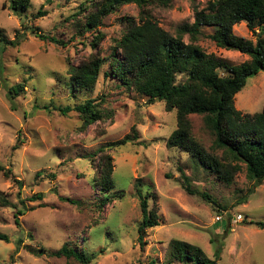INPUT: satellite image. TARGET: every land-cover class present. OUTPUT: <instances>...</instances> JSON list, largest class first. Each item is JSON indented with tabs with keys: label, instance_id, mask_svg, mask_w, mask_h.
I'll list each match as a JSON object with an SVG mask.
<instances>
[{
	"label": "rangeland",
	"instance_id": "rangeland-1",
	"mask_svg": "<svg viewBox=\"0 0 264 264\" xmlns=\"http://www.w3.org/2000/svg\"><path fill=\"white\" fill-rule=\"evenodd\" d=\"M28 1L25 18L20 19L9 9L10 0H0L4 37L14 41L22 37L18 46L0 53V167L11 176L0 172V194L11 204L0 207V234L8 239L0 240V264H77L50 255L68 242L93 264H179L171 245L175 240L198 247L207 258L217 259L216 264H264V230L254 226L264 222V180L254 185L241 165L233 183L226 185L189 154L167 148L166 140L176 128L175 110L166 112L163 102L147 105L143 96L106 77V64L91 93H71L67 87L68 67L94 54L108 58L122 36L123 19L138 20L140 9L121 6L101 26L88 29L87 0ZM148 1L144 12L175 35L180 26L193 23V7L201 10L210 0H169L167 6ZM40 9L46 15L35 18ZM26 23L64 45L35 38L23 29ZM213 30L202 27L196 41L206 54L229 65L248 60L246 55L217 48L208 39ZM232 30L239 38L255 40L244 23ZM184 42H189L188 36ZM19 83L23 92L10 103L7 89ZM89 99L96 101L103 118L85 129L76 112L62 116L54 109ZM263 106L260 72L248 78L234 97V107L253 115ZM188 119L194 140L209 150L213 136L203 118ZM133 128L136 139L109 146L131 136ZM104 156L111 158L114 182L106 194L93 183L94 166ZM136 190L148 195V209L156 213L159 224L145 230L140 241L137 228L142 216ZM118 192L125 196L99 209L101 195ZM38 195L39 200L28 201ZM238 215L242 221L235 224ZM216 216L222 217L220 223L214 222Z\"/></svg>",
	"mask_w": 264,
	"mask_h": 264
},
{
	"label": "trees",
	"instance_id": "trees-1",
	"mask_svg": "<svg viewBox=\"0 0 264 264\" xmlns=\"http://www.w3.org/2000/svg\"><path fill=\"white\" fill-rule=\"evenodd\" d=\"M161 6H167L169 0H156ZM148 0H87L90 9L86 23L88 29L102 25V20L120 8L133 4L140 9L138 20L124 18L121 38L108 58L91 55L86 61L67 69V87L71 93H91L96 86L104 64L108 66L106 77L118 81L146 99L147 105L157 102L165 104L166 112L175 110L176 128L166 140L167 148H177L197 160L203 169L218 181L231 185L234 177L245 167L246 178L259 185L264 180V106L260 112L242 114L234 107V97L245 87L248 78L264 73V0H210L199 10L193 7L194 19L190 25L180 26L175 35L162 29L152 17L144 12ZM29 7L28 0H10L9 9L20 19L25 18ZM87 7L83 8V12ZM46 15L41 9L35 18ZM244 23L255 38H239L233 33V26ZM23 24V23H22ZM24 24L23 29L41 41L63 46L64 43L43 35L38 28ZM202 27L213 28L208 39L217 48L235 51L246 55L248 60L240 65H229L212 54H206L196 41L201 35ZM188 36L189 42H184ZM22 38V37H21ZM21 38L7 40L0 29V53L7 48L19 45ZM182 77L181 81H177ZM23 92V83L7 89L10 103ZM13 109V107L11 108ZM65 116L70 111L79 114L82 129L102 120L95 100H85L73 107L54 108ZM14 110V109H13ZM190 115L203 118L204 126L213 136L211 148L206 150L191 134ZM136 131L109 146H124L131 139H136ZM220 153V156H218ZM111 158L104 156L94 166L93 183L103 193H108L114 186L112 179ZM6 178L10 171L0 167ZM184 180L187 178L182 174ZM13 180V179H12ZM18 184L17 180H13ZM185 190L191 193L189 186ZM136 194L140 200L141 223L137 228L139 241L142 233L157 227L156 213L148 209V195ZM125 196L118 192L100 196L99 209L105 204ZM204 199H209L202 195ZM41 196L28 199L39 200ZM70 204L76 202L68 198L61 199ZM23 204V203H22ZM10 202L0 194V207H9ZM21 215L19 211L16 213ZM14 223L18 225L17 216ZM254 226L264 230V222ZM0 240L8 242L0 234ZM175 260L179 264H216V260L206 257L198 247L181 241L171 243ZM37 255L42 252L38 251ZM54 258L74 260L77 264H93L91 258L83 251L65 243L57 252L50 254ZM69 264V263H67ZM172 264V263H168Z\"/></svg>",
	"mask_w": 264,
	"mask_h": 264
},
{
	"label": "built area",
	"instance_id": "built-area-1",
	"mask_svg": "<svg viewBox=\"0 0 264 264\" xmlns=\"http://www.w3.org/2000/svg\"><path fill=\"white\" fill-rule=\"evenodd\" d=\"M222 221V217L221 216H216L215 218H214V222L215 223H220ZM242 221V217H241V215H238L236 218H235V220L233 221L235 224H237V223H239V222H241Z\"/></svg>",
	"mask_w": 264,
	"mask_h": 264
}]
</instances>
